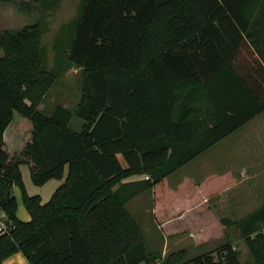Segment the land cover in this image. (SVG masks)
<instances>
[{"label": "trees", "instance_id": "16d2710c", "mask_svg": "<svg viewBox=\"0 0 264 264\" xmlns=\"http://www.w3.org/2000/svg\"><path fill=\"white\" fill-rule=\"evenodd\" d=\"M31 2L40 0L19 1L20 11ZM42 38L37 22L0 31V264L17 253L28 264H156L160 253L147 250L126 206L146 191L158 199L171 174L264 114V0H85L55 71L43 64ZM72 68L83 72L76 109L43 115L45 97ZM15 114L31 127L17 156L5 136ZM74 116L80 131L69 127ZM21 166L36 187L63 181L47 203L27 194ZM224 178L207 176L202 196ZM15 189L28 222L17 217ZM200 216L197 245L234 228L249 264H264V206L238 221ZM160 262L242 264L229 241Z\"/></svg>", "mask_w": 264, "mask_h": 264}, {"label": "rangeland", "instance_id": "374dc122", "mask_svg": "<svg viewBox=\"0 0 264 264\" xmlns=\"http://www.w3.org/2000/svg\"><path fill=\"white\" fill-rule=\"evenodd\" d=\"M19 1L24 0H0V31H15L39 23L43 28V64L46 70L55 71L59 61L62 62L70 50L85 0H58L51 7L48 5L51 0H40L39 3L31 2L30 7H25V12L20 11ZM82 83L83 72L77 68L59 77L40 106L42 114L50 115L57 106L74 111L80 102ZM26 121L15 114L6 131V149L10 155L17 156L29 141L31 127ZM82 124L83 121L74 116L69 127L80 131ZM224 174L229 178H224L217 190L211 184L212 192L202 196L199 184L207 176ZM145 178L133 177L127 181ZM184 178L190 181L181 187ZM29 185L38 191L39 188ZM154 194L152 191L144 192L128 203L126 209L139 224L147 250L160 253L156 264L179 251L186 252V261L191 260L220 248L228 241L239 254L240 262L249 264L246 244L236 229L228 228L218 237L200 240L202 244L197 245L199 242L195 237L200 231L193 228L192 223L202 222L205 219L200 214L207 213L219 222L222 219L238 221L264 206V114L171 174L166 188L158 191V199ZM157 219H166L164 227H160ZM194 219L199 221L193 222Z\"/></svg>", "mask_w": 264, "mask_h": 264}, {"label": "crops", "instance_id": "0c3cea01", "mask_svg": "<svg viewBox=\"0 0 264 264\" xmlns=\"http://www.w3.org/2000/svg\"><path fill=\"white\" fill-rule=\"evenodd\" d=\"M20 171H21L22 180H23V183H24V186H25L27 194L29 196H39L40 199H41V203L42 204H45V203H47L50 200V198H51L52 194L54 193V191L63 182V181L51 180L47 184H45L43 187H37L39 189H38V191H36L35 189L31 188L30 185H29L30 183L32 184V182H31V179H30L29 169L27 168V166H21L20 167ZM134 181H137V180H134ZM15 196H16V199L18 201L17 217L22 222H28L30 220V217H29L27 211L25 210V208H24V206L22 204L21 196H20V193H19V191L17 189H15ZM0 223H5L4 216L2 214H0ZM4 264H28V263H27L26 259L24 258V256L22 254L17 253V254H14L13 256L9 257L4 262Z\"/></svg>", "mask_w": 264, "mask_h": 264}, {"label": "built area", "instance_id": "2783aa9c", "mask_svg": "<svg viewBox=\"0 0 264 264\" xmlns=\"http://www.w3.org/2000/svg\"><path fill=\"white\" fill-rule=\"evenodd\" d=\"M145 179H148L147 177ZM6 230L5 228V224L4 223H0V232H4ZM234 250V249H233ZM160 264V263H159Z\"/></svg>", "mask_w": 264, "mask_h": 264}]
</instances>
